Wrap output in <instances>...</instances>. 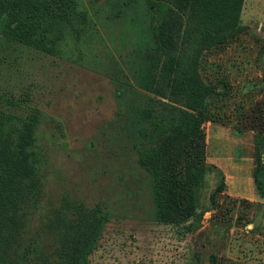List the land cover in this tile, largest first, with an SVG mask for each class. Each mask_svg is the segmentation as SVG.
Segmentation results:
<instances>
[{"label":"rangeland","instance_id":"374dc122","mask_svg":"<svg viewBox=\"0 0 264 264\" xmlns=\"http://www.w3.org/2000/svg\"><path fill=\"white\" fill-rule=\"evenodd\" d=\"M81 7L91 30L81 41L69 38L59 56L0 40V107L42 117V189L28 211L25 245L50 254L45 228L53 214L67 202H82L111 213L91 264H264V204L253 181L256 132L236 117L242 106L250 111L264 104V0H244L239 19L245 32L203 57L206 80L224 78L233 87L221 111L233 122L204 125L207 162L222 169L207 175L200 191L206 213L185 237L152 221L146 173L123 133L116 102L117 66L139 42L141 28L130 18H108L104 1L81 0Z\"/></svg>","mask_w":264,"mask_h":264},{"label":"trees","instance_id":"16d2710c","mask_svg":"<svg viewBox=\"0 0 264 264\" xmlns=\"http://www.w3.org/2000/svg\"><path fill=\"white\" fill-rule=\"evenodd\" d=\"M93 1L109 6L111 20L130 18L141 28L139 42L117 66L116 102L123 133L146 173L152 221L185 237L204 218L200 191L218 169L207 162L204 125L233 122L221 113L233 87L224 78L206 80L203 57L245 32L239 19L244 0ZM91 27L81 0H0V40L47 55L59 56L69 38L81 41ZM243 109L236 117L256 132L253 181L264 199V104ZM41 118L36 110L17 114L0 107V264H91L111 217L101 206L67 202L58 209L45 228L53 248L48 255L24 243L28 211L42 189Z\"/></svg>","mask_w":264,"mask_h":264},{"label":"crops","instance_id":"0c3cea01","mask_svg":"<svg viewBox=\"0 0 264 264\" xmlns=\"http://www.w3.org/2000/svg\"><path fill=\"white\" fill-rule=\"evenodd\" d=\"M217 166H219L221 169H222V167L219 165V164H217ZM229 179V178H228ZM232 195H234V194H232ZM260 198V197H259ZM260 200H261V203H263L264 204V199H261L260 198ZM257 201V200H256Z\"/></svg>","mask_w":264,"mask_h":264}]
</instances>
